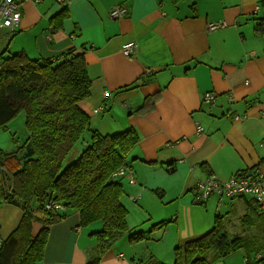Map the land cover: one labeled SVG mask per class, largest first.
<instances>
[{
	"label": "crops",
	"instance_id": "1",
	"mask_svg": "<svg viewBox=\"0 0 264 264\" xmlns=\"http://www.w3.org/2000/svg\"><path fill=\"white\" fill-rule=\"evenodd\" d=\"M19 2L21 20L15 28H0V49L50 61L71 48L84 49L90 95L78 107L101 135H137L131 154L142 168L136 178L161 192L162 209L151 225L165 221L156 228L162 244L174 250L208 232L220 216L228 236L257 241L249 260L264 256V216L250 196L222 203L211 196L197 204L191 191L209 176L223 182L236 173L264 175V0ZM117 5L127 13L111 20L109 10ZM132 41L137 46L127 57L121 48ZM206 93L215 95L214 102L204 101ZM79 153L73 149L63 163ZM125 161L126 172H135ZM21 215L19 208L0 204V242ZM61 215L48 227L36 264H87L100 222L79 227L76 209ZM41 226L32 223L31 235ZM141 257L116 251L98 264H133Z\"/></svg>",
	"mask_w": 264,
	"mask_h": 264
},
{
	"label": "trees",
	"instance_id": "2",
	"mask_svg": "<svg viewBox=\"0 0 264 264\" xmlns=\"http://www.w3.org/2000/svg\"><path fill=\"white\" fill-rule=\"evenodd\" d=\"M83 51L71 48L50 61L0 49V129L23 111L28 132L13 152L0 149V204L22 212L18 226L0 242V264H36L43 258L48 227L60 219L47 208L54 202L76 209L79 227L101 223L95 234L97 252L127 232L126 209L119 200L125 192L111 173L126 164L138 139L133 131L105 136L91 128L90 118L78 107L90 95ZM80 140L79 155L66 165ZM32 223L42 225L34 236ZM225 232L222 217L216 216L208 232L173 248L174 264H214L239 249L251 255L257 248V241ZM100 258L87 264H98ZM244 259L245 264L264 263L257 253L252 261Z\"/></svg>",
	"mask_w": 264,
	"mask_h": 264
},
{
	"label": "rangeland",
	"instance_id": "3",
	"mask_svg": "<svg viewBox=\"0 0 264 264\" xmlns=\"http://www.w3.org/2000/svg\"><path fill=\"white\" fill-rule=\"evenodd\" d=\"M23 113V111H19L14 117V119H12L6 126H4V128L0 129V132H3V134L0 135V149L4 152H13L19 145H21L25 141V138L28 137V132L24 127L25 117ZM8 129L10 130L9 132ZM80 143L81 140L76 144V146H74L73 149H79ZM73 149H71L69 154L73 151ZM132 156L133 154H131V150H129L126 159L131 164H134L132 169H134L135 172H125V178L123 180L121 179L122 181L120 183L121 187L125 192V194H123V196L119 200L126 209L124 212L126 222L125 225L128 228L127 232L117 236L116 238L119 239L113 241L111 246L103 252H97L95 245V253L91 255V259L93 260L95 258L109 256L110 254L112 255L116 251H128L131 256H134L135 253L142 256L141 258H135V261L132 262L133 264H158V262L161 264H173L171 260L173 257L174 250L170 248V244H162L161 237H159L161 236L160 232H158L155 228L151 227V223H154V221L159 215L156 214V218L154 216V214L157 212L156 210H158L159 206L161 205V192L159 190L156 191L150 189L147 186H143L145 180L142 178H140V182H138L136 177L138 176V174H140L139 172L142 168L140 165L141 161L139 160V158H132ZM124 167L126 168V170L129 169L126 164L124 165ZM131 177L135 179V183L129 182V179ZM113 181H115V178L113 179ZM125 190L130 194L126 196ZM211 196L217 197L219 200L218 196ZM161 209L162 208H160V210ZM168 209H170V207H164L163 210ZM65 210L61 213H57L58 216H62L61 214H63ZM131 238L133 240H131ZM134 241L136 243L140 242L139 245L130 248V243ZM176 241V238H174L173 242L176 243ZM255 249L256 248H253V251L256 252ZM247 256L251 257L252 255H249L243 248L239 249L236 253H233L232 255L226 257V264H244L242 258ZM224 259L217 260L214 262V264H224Z\"/></svg>",
	"mask_w": 264,
	"mask_h": 264
},
{
	"label": "built area",
	"instance_id": "4",
	"mask_svg": "<svg viewBox=\"0 0 264 264\" xmlns=\"http://www.w3.org/2000/svg\"><path fill=\"white\" fill-rule=\"evenodd\" d=\"M59 3L64 4L66 0H57ZM19 0H0V28L11 29L15 28L21 20ZM127 13L126 7L122 5L113 6L109 10V17L111 20H117L124 17ZM135 42H127L122 45L121 51L125 56H130L135 50ZM107 96L108 93L105 92ZM205 102L212 103L215 100V95L206 93L203 96ZM102 107L96 108L94 111H100ZM200 130H197L199 132ZM126 168L119 167L113 173L111 178L115 180L125 177ZM131 173V171H130ZM130 183H135V179L131 177ZM191 191L194 194V203L203 204L211 196L216 195L219 197V203L226 198L232 199L237 197H251L255 202L258 211L264 214V175L261 173L251 174L249 177L244 174L236 173L228 180L220 181L214 176H209L204 180L193 183ZM52 207L58 213L63 212L66 207L61 202H54L52 205L48 204L47 208ZM261 257L257 255L256 258Z\"/></svg>",
	"mask_w": 264,
	"mask_h": 264
},
{
	"label": "water",
	"instance_id": "5",
	"mask_svg": "<svg viewBox=\"0 0 264 264\" xmlns=\"http://www.w3.org/2000/svg\"><path fill=\"white\" fill-rule=\"evenodd\" d=\"M251 174H252V173H249V174H247V176L249 177Z\"/></svg>",
	"mask_w": 264,
	"mask_h": 264
}]
</instances>
